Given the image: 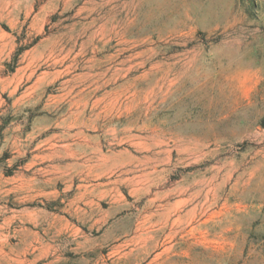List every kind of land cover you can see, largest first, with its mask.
Returning <instances> with one entry per match:
<instances>
[{"label":"rangeland","instance_id":"rangeland-1","mask_svg":"<svg viewBox=\"0 0 264 264\" xmlns=\"http://www.w3.org/2000/svg\"><path fill=\"white\" fill-rule=\"evenodd\" d=\"M0 264H264V0H0Z\"/></svg>","mask_w":264,"mask_h":264}]
</instances>
